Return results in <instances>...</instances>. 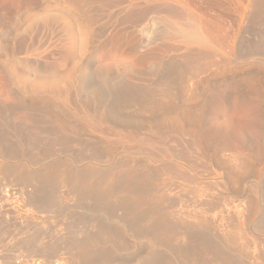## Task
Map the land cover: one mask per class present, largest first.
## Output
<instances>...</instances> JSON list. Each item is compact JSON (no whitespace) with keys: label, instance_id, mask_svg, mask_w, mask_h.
Here are the masks:
<instances>
[{"label":"bare ground","instance_id":"1","mask_svg":"<svg viewBox=\"0 0 264 264\" xmlns=\"http://www.w3.org/2000/svg\"><path fill=\"white\" fill-rule=\"evenodd\" d=\"M240 1L146 0L147 5L152 3L153 6L160 8L158 10L154 7L155 10H153L151 7L153 11L160 13L159 11L162 8L163 11L160 14L155 13V15L150 13L151 16L148 15L150 19L136 29L135 35L128 34L129 31L121 34L115 40L117 44V56L112 55V42L114 40L105 36L106 31L104 27L95 26L91 30V34H89L91 35V37L89 36L90 48L86 52L84 50L83 53L80 46H76L77 51L75 50L74 57L72 54L73 60L69 59L67 55L63 58V91L61 92L67 101L64 109L67 112L74 111L78 114L87 113L88 115H94V117L102 120V122L111 117H117L121 123L119 124L121 128L127 127L123 125L125 123L136 122L135 124L137 126L133 128L136 132L142 131L147 125V121L145 126L140 121L142 116V118H150L148 122H153L154 125L152 126L154 128H157V126L161 127L162 123H170L172 128L173 125L178 128L179 126L177 125L185 124L186 126L188 125L187 127L190 126L193 128L190 129L195 134L194 128L203 124L204 116L218 114L221 111L222 101L226 99L228 104L231 105V99L233 97H238L241 100L249 98L251 102L253 101L256 104L258 113L256 110L255 112L264 117V84L260 83L261 80L258 83L253 80L255 78L252 79L249 77L252 76L251 73L249 76L246 74L242 75L239 61L240 57H244L240 53L242 21L246 18L247 21H252L256 25L255 22L264 20V0L242 1L244 2V9L241 8L243 3L240 5ZM159 5L162 8L158 7ZM145 11L148 10L146 9ZM140 14L142 16V12ZM226 17L229 18V28L223 27L225 26L223 23L227 21ZM223 29L229 31V33L227 31L228 37L225 35V38H228L226 42L224 39L226 32L224 31L223 33ZM75 38L73 37V39ZM79 39L81 37L78 36V39L74 40V44ZM254 46L250 54H261L259 51L263 45L258 46L257 43V46L256 44ZM97 49L100 51L97 52ZM126 56L131 57V67L129 68L124 67V59ZM53 69L55 68L51 70ZM56 71L59 70L57 69ZM51 74H54V72ZM71 75L73 82L69 79ZM48 80L51 79L49 78ZM31 104L29 106L34 109L38 107ZM39 106H42L39 108L45 110L48 116L45 119L51 118V120L49 119L50 122L55 123V126L53 124L49 125L51 123L48 124L52 126V132L57 130H72L76 132L79 130L67 116L62 113H56L50 106ZM65 110L62 112L65 113ZM46 114H43V117ZM34 119L37 118L34 116ZM39 119L36 121L40 122ZM45 119L41 118L40 120L42 122ZM48 122H43V125H47ZM165 124L162 126L163 129L166 128ZM167 127L169 128L168 124ZM176 127L175 130L181 131ZM47 130L49 131V129ZM168 130L173 129L169 128ZM199 131L197 130V132ZM182 132L185 131L183 130ZM201 133H197L198 136L195 134L194 137L191 134L193 137L191 140H196L197 142L201 137H199ZM3 138L1 140L2 142L3 140L5 141L6 136ZM66 140L64 142H67ZM6 142L0 148H6L3 147L4 144L9 146V143ZM107 146L102 151L101 149L98 150L99 147L93 148L94 150L97 149L93 151L95 153L97 151L98 153L102 152L103 154L101 153L100 156L107 158L114 151L112 147ZM46 147L43 150H46ZM219 147L220 145L216 144V147L213 148L212 145L211 151L213 153H211V158L216 162L218 168L222 169L221 162L223 161L220 159L222 148ZM3 149H0V151H3ZM14 150L17 151V147ZM48 150L51 151L50 149ZM40 151L42 150L40 149ZM46 152L43 153L46 154ZM21 153H23L22 148ZM242 153L237 152L229 155L232 166L234 165L233 162L238 168L249 166L245 162L248 159H244L245 156ZM5 155L7 157V154ZM244 155L248 157L247 154ZM3 156L4 154H2ZM19 158L21 159V157ZM35 158L32 159L35 160ZM53 160L54 158L51 161L52 163L49 161L48 165L46 164L40 171L33 173L26 171L27 167L30 166H25L26 170H24L25 168L23 169L22 166L2 167L0 165V174L10 175L15 180L17 179L18 182H23L20 193L22 201H24L23 204H25V206L23 205L24 208H21L18 205H9L4 200L2 203L0 202V264H249L244 258L245 254L242 256V253L238 250V244L243 240H239L243 229L242 224L233 223L228 233L226 231L224 234L222 232L219 236H214L210 233L212 230L210 229L211 231H209V228H212L214 225L204 215L193 214L194 224L187 223L184 220H178L176 219L177 217L173 218L174 215L172 216L171 212L167 214L168 210H162L158 206L159 200L157 203V200L155 201L150 196L156 195L157 193L158 195L156 197L158 198L160 194L159 197L163 200L160 191H163L166 187H164L163 183H159L156 180L158 179L155 178L157 173L154 175V171L152 170L153 172H151L152 168H147L148 166L146 165L137 166L135 165L136 163L131 164V162L130 164L122 163L123 160H120L121 164L115 167L106 168L104 165L105 168L99 167L101 170L99 168V170H96L92 166H89L79 170L73 167L72 162V165L69 164L66 159H64L65 161ZM102 160L106 161L104 159ZM226 163L224 162V164ZM237 166L235 167L237 168ZM242 168H240V173H243ZM237 169L232 171H230L231 169L229 171L222 169V173L224 172L231 179L233 185L240 183V177L238 175L239 169ZM248 170L250 169L246 171ZM14 179L9 181H14ZM38 184H45L47 187L56 189L64 187L67 193H64L66 196L65 199L73 196L70 198L76 202L75 197L83 196L85 199L88 197V199H91L95 203V207L93 204V209H85L87 213H84V219H86H83L84 221L80 219L82 217L80 215L78 216L79 218L75 217L79 212L73 213L74 219L80 221L79 223H83L84 227L80 229L81 226H77V221V224L73 222V225L69 227L70 231L65 226L70 238L67 240V238L65 239L63 237V239L61 237L64 243L62 239L61 243V240H55L53 238L55 234L48 233L46 213L48 212L49 214V211H55L56 209L54 207L58 205V208L61 209L60 205L62 206L65 200L61 197L59 198V194L56 195L54 193L52 197L51 195L45 194L50 188L47 191L45 189V193L41 192L37 187ZM255 188H253L254 193ZM65 189L63 190L65 191ZM148 189L152 190L154 194L152 191L148 192ZM58 192L59 190L56 193ZM6 195L9 196L8 194ZM0 198H2L1 195ZM83 199H80V201ZM151 200L153 201L152 205ZM258 200L255 195L250 196L248 204L250 203L249 205L252 207V213L258 215L260 213L258 219V215L257 217L256 215L254 216V218L256 217L255 220L257 219L255 226L256 229L258 228L264 232V208L259 205L260 201ZM85 203L89 204L90 202ZM72 205L74 206V202ZM104 206L121 207L122 212H119V215H115V213L111 212L114 208L110 209V207L106 208ZM62 211H64L63 207ZM89 216L94 217H92V221ZM67 222L66 220L64 224L69 223ZM59 224L64 225L62 222H59ZM52 229L55 230L53 227ZM55 232L59 236L60 232H58V228ZM171 237H175L173 241L176 239L178 243L176 246H173L172 244L174 243L175 245V241H172L173 243L171 245L173 247L170 246V248L168 246L169 242H166L169 238L172 239ZM14 238L15 241L10 242ZM142 241H146V244H148L149 250L146 254L141 249ZM239 241L240 243H238ZM10 243L11 246L9 248L8 245ZM12 243L15 245V252L11 248L13 246ZM163 249L168 250L166 252L167 256L165 257L163 256ZM125 252L130 256L127 260L114 259L115 256H122ZM254 256L259 258H255V260L257 259L256 262L260 258H264V249H259ZM160 258L165 259V262L160 261ZM252 263L255 264V261Z\"/></svg>","mask_w":264,"mask_h":264},{"label":"rangeland","instance_id":"2","mask_svg":"<svg viewBox=\"0 0 264 264\" xmlns=\"http://www.w3.org/2000/svg\"><path fill=\"white\" fill-rule=\"evenodd\" d=\"M242 1L245 2V0L240 1V5L243 3L241 8L244 9V2ZM146 5V0H0V146L2 147V144L6 141V143H9V146L11 145L10 147L6 146L7 144L3 145V147H6L4 148L5 151H7L6 153H2L5 151L3 148H0L3 149L0 153L5 156L2 157V154H0V165L2 167L22 166L23 169L25 166H30L27 167V170L26 168L24 169L29 173L40 171L41 168L46 166V164L48 165L49 161L52 163L51 161L53 158V161H65L64 159H66L69 164L72 165L73 163V167L75 169L78 168L79 170L89 166H92V168L96 170L105 167H115L121 164L120 160H123L122 163H136L135 165L137 166L146 165L148 166L147 168H152L151 172L154 171V175L157 173L155 178L158 179L156 180L159 183H163L164 187L166 186L163 190L164 193L163 191H160L163 200L160 199V194L158 198L156 197L158 195L157 193L156 195H150L152 199L155 201L157 200V203L160 201L158 206H160L162 210H168V213L165 211L167 214L171 212V215H174L173 218L177 217L176 219L184 220L187 223H193V214L204 215L208 221L214 225L212 227L213 229L211 227L209 228V231L212 230L210 232L211 235L214 236H219L222 232L224 234L226 231L228 233V230L233 223L242 224L243 229L239 240L243 239L241 241L243 244L239 241L238 243L241 245H238L244 247H242V250L241 247L238 246V250H240L239 252L242 253V256L245 254L244 258L247 263L254 264L252 262L255 261V264H262L264 263V258H260L257 263V259L255 260V258L258 257L254 256L259 249H264V232L258 228L256 229L255 226L257 219L260 217V213L259 215L252 213V207L249 205L250 203L248 204L250 196L252 197L255 195L257 199H259L258 201H260L259 205L264 208V117L261 116V114H257L258 112L255 102H251L249 98L241 100L238 97H233L231 99V105H229L227 100L224 99L222 101L221 111L218 114L204 116L203 124L194 128L196 136H198L197 133L202 132L199 134V137H201L198 138L200 141L201 138L203 139L201 142L197 140L198 143L196 140H191L195 135L194 132L191 131L193 128L190 126L187 127L188 125L186 126L185 124L177 125L179 126L178 129L175 125H173L172 128L170 123H162L161 125L164 126L165 124L166 128L163 129L162 126V128L157 126V128L160 127L163 131L160 128L156 130L157 128L152 126L154 123L148 122L150 118H142L141 116L140 121L144 123V126L147 124L145 126L147 129L144 128L142 131L140 130L136 132V130L133 129L137 126L135 124L136 122L125 123L123 125L127 127L121 128L119 126L121 123L118 121L117 117H111L109 118L110 120L107 119L102 122V120L97 119L94 115H88L87 113L78 114L74 111L67 112L64 109L67 104V101L61 92L63 91L62 76L64 73V65L62 61L64 60V56L67 55L69 59L73 60L75 55L74 52L77 51L76 46H80L83 53L84 50L86 52L87 49L90 48L89 40L91 35L89 34H91V30L95 26L104 27V30L106 31L105 36L114 40V42H112V55L117 56V44L115 43V40L121 34L129 31L128 34L131 33L135 35L136 29L150 19L148 16L150 13L155 15V13L160 14L163 11V8L160 5L158 6L162 8V10L159 11L160 13H158V11H153L155 8L158 10H160V8L153 6L152 3H149L147 7ZM145 8L148 11H145ZM141 12L142 16L140 14ZM143 14H145L144 17ZM226 18L227 21L223 23V25H225L223 27L229 28V18ZM255 23L256 25L252 21H247L246 18L242 21L240 53L244 55V57L240 54L242 57L239 58V61L241 64L242 75L246 74L249 76L251 73L252 76L249 77L252 79L255 78L253 80L257 82L261 80L260 83L264 84V20ZM224 31L226 32L224 34L226 42L229 31L223 29V33ZM225 35L227 36L226 38ZM72 36L77 38L73 39ZM78 36L81 37V39H79L81 41L77 40L78 44L80 42L79 45L77 43L74 44V40L78 39ZM261 41L262 43H260ZM254 43L256 46L257 43L258 46L263 45L262 49L259 51L261 54H250L255 47ZM99 51L100 50L97 49V52ZM50 67L51 69L55 68L53 69L55 71L51 70ZM124 67H131V57H125ZM57 69L59 71H56ZM53 72L54 74H51ZM47 73H50L51 75ZM47 77L51 80H48ZM71 77L72 75L69 79L73 82ZM29 103L38 107L34 109L29 106ZM39 105L50 106L56 113H62L67 116L79 130L76 132L72 130H57L52 132V126L49 125L53 124L55 126V123L50 122L51 118L45 119L48 116L45 110L39 108L42 107ZM63 110H65V113L62 112ZM43 114H46V116L43 117ZM33 115L37 119H34ZM39 117L40 119L44 118L45 120L41 122ZM138 118L140 119V117ZM38 119L40 122H37ZM144 119L146 120L144 121ZM43 122L48 123L44 126ZM167 124L169 125V128L173 130H168L169 128L167 127ZM174 126L181 131L175 130ZM47 129H49L50 133ZM183 130L185 132H182ZM197 130L200 131L197 132ZM187 131L188 133L191 131V133H187V135ZM74 133L79 134L75 135ZM203 135H207L206 138ZM4 136H6V138L5 141L3 140L2 142L1 140ZM64 136L65 140L68 138L66 140L67 142H64ZM216 144L220 145L219 148H222L220 159L223 161L221 162L223 170L229 171L231 169L230 171H232L238 168L234 162L233 164L237 166V168L234 165V168L232 166L231 157L229 156L231 153L243 152V156L246 157H244V159H248L245 160L247 163L246 165H249L246 166L248 168L240 167L244 174L240 173V168H238L239 170L237 169L240 177V183L238 185H233L231 179H229L224 172L222 173L223 170L218 168L216 162L211 158V153H213V151H211L212 145L214 148L216 147ZM18 145L20 146L19 148ZM107 145L112 147L115 151H113L114 155L112 154L107 158H104L103 156H100L102 152L98 153L97 151L98 154L94 152L97 149L94 150L93 148L99 147L98 150L101 149L102 151L104 147H108ZM210 145L211 147L209 148ZM15 146L17 147V151L14 150V148L16 149ZM45 147L46 150H43ZM21 148L23 153H21ZM40 149L42 151H40ZM43 152H46V154ZM93 153L95 154L92 156ZM5 154H7V157ZM244 154H247L248 157ZM54 155L56 156L54 157ZM19 157H21V159ZM24 157H28L29 159ZM98 157L100 158L96 159ZM32 158H35L37 163L34 162L35 160ZM102 159L106 161H103ZM252 159L254 162H252ZM227 160L228 162L226 163ZM224 162L227 165L224 164ZM247 169H250L251 171H246ZM257 170L260 173L256 172ZM0 177V195L2 197L0 198V200L2 199L0 202L2 203L4 200V202L6 201L9 205H18L21 208L23 205L25 206L20 193L23 182H18L17 179L15 180L12 176L10 177V175L7 176L0 174ZM13 179L14 181H9ZM37 187L44 193L50 188L45 184H38ZM252 187H256L255 189L257 191L255 190V193ZM45 189L46 191H44ZM55 189L56 188H50L51 191L49 190L45 194L49 196L51 195V197L54 193L56 195L59 194V198L61 197L65 201L62 206L60 205L61 209L58 208L59 205L57 207L52 206L56 210L52 212L49 211V214L48 212L46 213V219L48 220L47 231L48 233L55 234L53 237L55 240L60 241L63 237L68 240L70 238L68 236L69 232L66 231L67 229L70 231L69 227L73 225V222H75V224L78 223L77 226H81L80 229H83L84 227L83 223H79L80 221L74 219L73 213L79 212L75 217L80 215L82 216L80 219L83 220L84 213H87L85 212L87 208L93 209V204L95 207V203H93L91 199H88V197L85 199L83 196L84 199L82 197L74 196L76 202L70 198L73 196L65 199L66 196L64 193H66V189L64 187ZM63 189H65V191ZM57 190H59L58 193H56ZM150 191L152 190H149L148 192ZM79 198L83 200L80 201ZM83 201L92 204H87ZM73 202L74 206L72 205ZM75 203L78 204L75 205ZM163 203L167 206L164 207ZM152 204L153 201L151 200V205ZM62 207L64 211H62ZM107 207L109 208L110 206ZM113 208L114 207L112 206L110 207V209ZM111 212L115 213V215H119L122 212L121 207H115ZM255 215L256 217L258 215L256 220V217L254 218ZM52 216H54V218H52ZM92 217L91 221L94 218ZM66 220L69 222H67L68 224H64L66 223ZM82 220L81 222L86 219ZM59 222H62L64 225L59 224ZM52 227L54 229L56 227L58 228L60 237L58 236V233H56L57 231L55 232L57 228L53 230ZM63 231L65 232L62 234ZM174 238H169L171 242L167 240L166 243L169 242V247L177 245L178 240H174V245ZM12 241L14 242L15 238L10 242ZM171 243L173 244L171 245ZM244 243H246V247ZM12 245L14 247L12 246L11 248H13L15 252L16 248L14 243H12ZM147 245L146 241L141 242V249L144 254L149 250ZM8 246L10 248L11 243ZM168 246L167 248H169ZM167 251V249H163L164 257L167 256ZM17 253L19 252L17 251ZM125 254L119 257L115 256L114 259L127 260L130 258L126 252ZM160 261L164 263L165 259L160 258Z\"/></svg>","mask_w":264,"mask_h":264}]
</instances>
